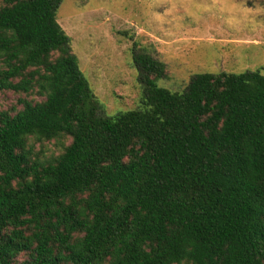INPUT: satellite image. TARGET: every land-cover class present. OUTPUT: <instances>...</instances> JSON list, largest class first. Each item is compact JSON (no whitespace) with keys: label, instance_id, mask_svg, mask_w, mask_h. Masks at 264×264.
<instances>
[{"label":"trees","instance_id":"trees-1","mask_svg":"<svg viewBox=\"0 0 264 264\" xmlns=\"http://www.w3.org/2000/svg\"><path fill=\"white\" fill-rule=\"evenodd\" d=\"M63 1L0 0V93L41 98L0 111V264H264V74L173 92L133 52L139 106L110 115ZM53 140L59 155L35 156Z\"/></svg>","mask_w":264,"mask_h":264},{"label":"rangeland","instance_id":"rangeland-1","mask_svg":"<svg viewBox=\"0 0 264 264\" xmlns=\"http://www.w3.org/2000/svg\"><path fill=\"white\" fill-rule=\"evenodd\" d=\"M57 20L110 115L139 106L133 52L163 62L159 85L173 92L202 73L264 74V0H64ZM21 99L41 100L5 91L0 111L22 109ZM31 144L42 160L64 148L54 140Z\"/></svg>","mask_w":264,"mask_h":264}]
</instances>
